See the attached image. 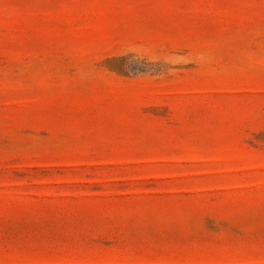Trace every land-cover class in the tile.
Segmentation results:
<instances>
[{
	"label": "rangeland",
	"instance_id": "rangeland-1",
	"mask_svg": "<svg viewBox=\"0 0 264 264\" xmlns=\"http://www.w3.org/2000/svg\"><path fill=\"white\" fill-rule=\"evenodd\" d=\"M0 264H264V0H0Z\"/></svg>",
	"mask_w": 264,
	"mask_h": 264
},
{
	"label": "clouds",
	"instance_id": "clouds-1",
	"mask_svg": "<svg viewBox=\"0 0 264 264\" xmlns=\"http://www.w3.org/2000/svg\"><path fill=\"white\" fill-rule=\"evenodd\" d=\"M128 53H135V55L132 56V59L140 60L145 58L146 50L134 46V47H129L124 54L127 55ZM147 57L150 63H160L162 59L163 63L168 66V70H167L168 75H174L175 70L179 65L194 64L198 67H203L205 64H207L210 61V54L207 52H197L194 54L173 52L165 57H159L155 55H148ZM158 75H162V74H158Z\"/></svg>",
	"mask_w": 264,
	"mask_h": 264
}]
</instances>
